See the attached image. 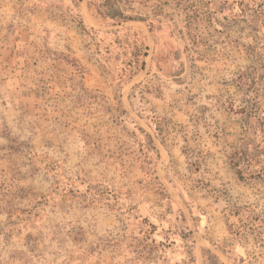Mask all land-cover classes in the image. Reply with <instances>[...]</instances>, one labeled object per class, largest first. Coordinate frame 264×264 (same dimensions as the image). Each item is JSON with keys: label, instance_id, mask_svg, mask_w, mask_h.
I'll list each match as a JSON object with an SVG mask.
<instances>
[{"label": "rangeland", "instance_id": "obj_1", "mask_svg": "<svg viewBox=\"0 0 264 264\" xmlns=\"http://www.w3.org/2000/svg\"><path fill=\"white\" fill-rule=\"evenodd\" d=\"M112 5L0 0V264H264V0Z\"/></svg>", "mask_w": 264, "mask_h": 264}, {"label": "trees", "instance_id": "obj_2", "mask_svg": "<svg viewBox=\"0 0 264 264\" xmlns=\"http://www.w3.org/2000/svg\"><path fill=\"white\" fill-rule=\"evenodd\" d=\"M94 2L96 4H94ZM110 4V0H89V7L90 9H93V6L94 5H98L99 8L101 9H105V8H108L107 10H101L99 9L97 13H99L101 16H103V18H111L115 21H119V23H122V22H126V21H132L133 19L130 17V16H126L124 15L122 12H116L114 14H111L110 12H105V11H109V10H115L114 6L112 5V7L108 6ZM264 126V124H263Z\"/></svg>", "mask_w": 264, "mask_h": 264}]
</instances>
